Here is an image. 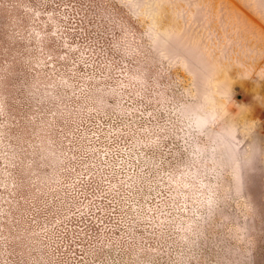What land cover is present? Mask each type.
Listing matches in <instances>:
<instances>
[{"label": "rangeland", "instance_id": "1", "mask_svg": "<svg viewBox=\"0 0 264 264\" xmlns=\"http://www.w3.org/2000/svg\"><path fill=\"white\" fill-rule=\"evenodd\" d=\"M0 264H264V0H0Z\"/></svg>", "mask_w": 264, "mask_h": 264}]
</instances>
